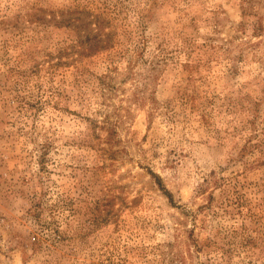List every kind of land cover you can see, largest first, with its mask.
Listing matches in <instances>:
<instances>
[{"label":"rangeland","instance_id":"obj_1","mask_svg":"<svg viewBox=\"0 0 264 264\" xmlns=\"http://www.w3.org/2000/svg\"><path fill=\"white\" fill-rule=\"evenodd\" d=\"M0 264H264V0H0Z\"/></svg>","mask_w":264,"mask_h":264}]
</instances>
